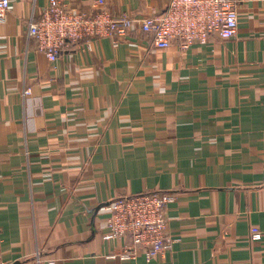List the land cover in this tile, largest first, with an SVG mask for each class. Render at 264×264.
<instances>
[{
  "label": "crops",
  "instance_id": "crops-1",
  "mask_svg": "<svg viewBox=\"0 0 264 264\" xmlns=\"http://www.w3.org/2000/svg\"><path fill=\"white\" fill-rule=\"evenodd\" d=\"M94 1L71 6L91 13ZM170 1L106 0L135 18ZM236 1L233 38L163 49L135 25L52 62L28 33L47 0H12L0 22L2 258L264 264V0ZM152 191L176 195L166 210L171 247L151 260L113 258L129 239H104L105 206Z\"/></svg>",
  "mask_w": 264,
  "mask_h": 264
},
{
  "label": "built area",
  "instance_id": "built-area-1",
  "mask_svg": "<svg viewBox=\"0 0 264 264\" xmlns=\"http://www.w3.org/2000/svg\"><path fill=\"white\" fill-rule=\"evenodd\" d=\"M236 0H171L160 14L135 18L128 13L116 15L106 0H95L91 13L73 6L72 0H47L37 17H32L29 36L36 48L50 61L58 59L65 47L83 40L121 38L138 25L153 34L155 46L168 48L178 41L183 49L195 43H207L214 34L222 39L233 38L239 30ZM12 0H0V22H5ZM89 47L90 43H89ZM26 94L31 89L25 90ZM176 195L169 191L125 194L111 199L105 206L108 216L104 226L107 241L129 239L113 258L129 260L144 255L147 260L170 248L173 238L167 233L166 210ZM261 231H253V239H261ZM0 264H9L0 255Z\"/></svg>",
  "mask_w": 264,
  "mask_h": 264
}]
</instances>
